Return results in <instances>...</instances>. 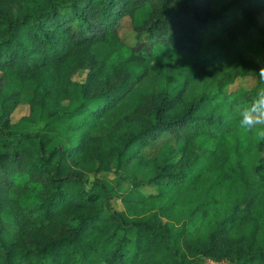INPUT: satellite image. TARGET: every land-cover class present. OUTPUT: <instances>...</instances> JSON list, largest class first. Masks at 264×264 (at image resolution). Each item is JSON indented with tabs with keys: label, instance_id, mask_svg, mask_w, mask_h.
Returning <instances> with one entry per match:
<instances>
[{
	"label": "trees",
	"instance_id": "trees-1",
	"mask_svg": "<svg viewBox=\"0 0 264 264\" xmlns=\"http://www.w3.org/2000/svg\"><path fill=\"white\" fill-rule=\"evenodd\" d=\"M262 12L264 0H0V264H264V140L238 123L264 68ZM157 48L180 86L139 92L103 127ZM243 77L250 88L226 89ZM201 78L213 89L185 99ZM26 90V120L44 119L34 132L10 121ZM113 161L117 183L86 186Z\"/></svg>",
	"mask_w": 264,
	"mask_h": 264
},
{
	"label": "rangeland",
	"instance_id": "rangeland-1",
	"mask_svg": "<svg viewBox=\"0 0 264 264\" xmlns=\"http://www.w3.org/2000/svg\"><path fill=\"white\" fill-rule=\"evenodd\" d=\"M225 0H210V6L211 8H216L224 2ZM258 24L264 23V12L260 13L257 17ZM132 31L129 25V21L127 17L122 18L117 26V36L123 44L131 45L133 43L132 40ZM94 52L101 53L100 46L96 50H93ZM167 56L163 53L162 49L157 48V54L156 56L149 60V71L148 74L145 76V78L137 84L130 93L125 97L124 101L121 102L114 110H112L110 113L107 114L105 117V125L103 127H106L108 123L113 121L116 117L124 113L129 109L130 106H132L136 100V97L139 92L142 91H149V90H158L161 88L162 85H166L168 88L170 87H176L178 88L180 86L181 80L179 77L170 75L168 72L167 67ZM83 75V72L80 71L78 75L74 76L76 78H80ZM254 83V77H243V78H236L232 84H230L226 89L228 91H231L235 88H243L248 89L250 88ZM203 89H213V84L210 82L207 78H201L197 81H194L187 85L184 91V98L190 99L192 96H194L196 93ZM29 95V91L26 90L23 94L22 102L21 104L17 105L16 108L13 110V112L10 115V121L13 122V124L17 125L19 130L27 131V132H34L42 126L44 119L40 117H35V120L27 121L25 117L28 115V106L25 102V99ZM105 129V128H104ZM105 132V130L103 131ZM59 142V139L55 136L52 137L50 146H54ZM50 146L48 148H50ZM155 146L151 149L145 150L148 154L154 151ZM121 173V170H118V172H115V162L113 161L111 170L108 172H100L97 174H90L86 176V186L88 187L91 181L94 178H99L101 180L109 182L111 185L114 183H117V177L118 173ZM119 173V174H120ZM129 188V186L125 182L118 183L116 190L118 192H124ZM110 204L114 208L119 209L120 203L116 198H112L109 200Z\"/></svg>",
	"mask_w": 264,
	"mask_h": 264
},
{
	"label": "clouds",
	"instance_id": "clouds-1",
	"mask_svg": "<svg viewBox=\"0 0 264 264\" xmlns=\"http://www.w3.org/2000/svg\"><path fill=\"white\" fill-rule=\"evenodd\" d=\"M259 86L250 103L240 110L239 127L264 140V68L257 74Z\"/></svg>",
	"mask_w": 264,
	"mask_h": 264
},
{
	"label": "built area",
	"instance_id": "built-area-1",
	"mask_svg": "<svg viewBox=\"0 0 264 264\" xmlns=\"http://www.w3.org/2000/svg\"><path fill=\"white\" fill-rule=\"evenodd\" d=\"M209 264H213L211 261L208 262Z\"/></svg>",
	"mask_w": 264,
	"mask_h": 264
}]
</instances>
